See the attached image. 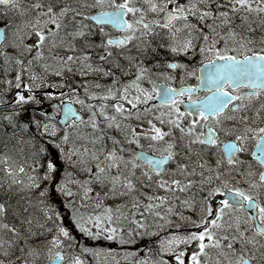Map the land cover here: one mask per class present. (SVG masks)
Listing matches in <instances>:
<instances>
[{
    "label": "snow or ice",
    "instance_id": "obj_1",
    "mask_svg": "<svg viewBox=\"0 0 264 264\" xmlns=\"http://www.w3.org/2000/svg\"><path fill=\"white\" fill-rule=\"evenodd\" d=\"M101 255L264 264V0H0V264Z\"/></svg>",
    "mask_w": 264,
    "mask_h": 264
},
{
    "label": "rangeland",
    "instance_id": "obj_2",
    "mask_svg": "<svg viewBox=\"0 0 264 264\" xmlns=\"http://www.w3.org/2000/svg\"><path fill=\"white\" fill-rule=\"evenodd\" d=\"M195 81V79L194 78H188V81L187 82H189V83H191V82H194ZM110 203H111V201H109ZM62 211H63V209H61ZM67 220V219H66ZM71 225V223H69V227H72V226H70ZM73 230L74 231H76L74 228H73ZM77 235H79V233L77 232ZM99 241V243L97 244V247H100L99 245H103V246H108L107 245V242H105V241H103L102 239L101 240H98ZM110 246H113V247H115V245H110ZM104 256L103 255H101V257H100V264H103V261H104Z\"/></svg>",
    "mask_w": 264,
    "mask_h": 264
},
{
    "label": "flooded vegetation",
    "instance_id": "obj_3",
    "mask_svg": "<svg viewBox=\"0 0 264 264\" xmlns=\"http://www.w3.org/2000/svg\"><path fill=\"white\" fill-rule=\"evenodd\" d=\"M191 83H195V81L194 82H191ZM49 110H50V108H49Z\"/></svg>",
    "mask_w": 264,
    "mask_h": 264
}]
</instances>
